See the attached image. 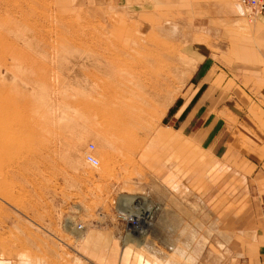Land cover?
Returning <instances> with one entry per match:
<instances>
[{
    "label": "rangeland",
    "instance_id": "374dc122",
    "mask_svg": "<svg viewBox=\"0 0 264 264\" xmlns=\"http://www.w3.org/2000/svg\"><path fill=\"white\" fill-rule=\"evenodd\" d=\"M191 6L203 17H184L164 7L132 16L61 0H0V37L5 39L0 89L14 110H29L41 123L52 110L56 122L53 132L43 123L32 149H20L7 160L9 172H0V264H116L111 258L121 248L136 252L140 264L235 263L231 243L236 232L229 222L235 213L239 218L249 214L242 161L255 152L247 148L253 137L264 135L259 130L264 99L252 97L255 84L237 82L221 58L237 37L252 38L255 18L242 8L241 15L230 0H191ZM152 16L159 18L151 21ZM204 30L210 33H197ZM198 44L210 52L200 68L186 50ZM115 64L124 67L121 76L101 73ZM204 73L211 97L218 95L217 110H246L254 118L239 121L248 120L250 131L238 123L214 141L215 133L202 132L198 121L188 124V118L181 122L169 114L188 100ZM147 74L161 84L167 81L172 93L151 128L143 129L145 120L144 127L118 134L115 119L91 112L127 110L123 104L136 102L142 90L121 92L118 83L148 86ZM40 76L47 80L41 83ZM106 90L111 95L101 97ZM156 98V109L143 107L142 99L135 107L159 110ZM252 119L260 126L252 127ZM110 128L109 134L101 131ZM25 132L18 138L25 140ZM125 142L127 149L120 147ZM89 145L96 168L84 161ZM138 201L144 202L146 232L141 235L120 218L129 219L125 210L131 208L137 214ZM149 231L143 244H134ZM111 236L120 239V247L110 245Z\"/></svg>",
    "mask_w": 264,
    "mask_h": 264
},
{
    "label": "crops",
    "instance_id": "0c3cea01",
    "mask_svg": "<svg viewBox=\"0 0 264 264\" xmlns=\"http://www.w3.org/2000/svg\"><path fill=\"white\" fill-rule=\"evenodd\" d=\"M61 1L66 3L69 2L77 6H86L95 10L101 7L102 11L112 7L123 10L132 16L156 12L164 7L166 10H170L174 14L180 13L184 17H203L197 14L199 9L195 10L192 8L191 0ZM158 18V16L150 17L151 21ZM254 18L255 22L251 30L252 38L237 37V39L230 44L228 51L229 57H226L224 53L221 61L223 66L230 68L229 72L232 77L236 78L237 82L255 84V91L253 90L252 97L264 99V12ZM197 28L201 30L202 28L205 29V26L199 25ZM197 33L209 34L210 31L204 30ZM186 50L197 59V68L203 66L207 59L210 58L209 48L202 46V44L189 46ZM208 81V73H204L200 76L188 100L183 103V105L177 106L176 110H170L169 114H172L173 117H176L177 120H181V122L185 120V118H188V124L195 120L198 121L202 132L205 134L215 133L216 136L214 141L218 139V134L224 132L226 129L230 132L235 131L239 126L238 123H240V127L243 125V127L249 130L251 128L249 121L244 120V122H240L242 120L239 121V118L249 117L251 119L254 117L250 116L246 110H217L218 103L216 100L218 99V95L211 97L210 88L207 87ZM196 102L198 103L197 110H189ZM231 109L234 108L232 107ZM226 117L231 118V121L225 119ZM252 122H254L252 123V127L260 126L257 125L255 119H252ZM259 130L264 133V117L262 129ZM252 131L256 134L255 128H252ZM255 136H252L253 142L250 144L248 143L247 147L255 152L248 153L249 155L242 161V164L245 166V172L241 175L246 185L243 194L247 204L246 212L249 214L239 218L235 213L234 218L232 217L229 222V229L235 230L236 232L232 238L233 242L231 243L233 245V247H231V252L235 251L233 256V261H235L234 264H238L237 260H240V264H264V218L261 215L262 209L264 208V135L260 138ZM210 148H215L214 144L210 145ZM257 150L261 151L258 152ZM235 211L237 212V210ZM237 231L240 232L239 236L237 235ZM245 232H247L246 236L242 235ZM149 234L150 231L147 232L139 242H135L134 244H143ZM109 239L111 246H119L122 243L118 237L113 238L111 236ZM135 253L136 252L132 250L127 251L121 248L117 251V255L115 254V257L111 259L115 260L116 264H140L138 263V256H136Z\"/></svg>",
    "mask_w": 264,
    "mask_h": 264
},
{
    "label": "bare ground",
    "instance_id": "6f19581e",
    "mask_svg": "<svg viewBox=\"0 0 264 264\" xmlns=\"http://www.w3.org/2000/svg\"><path fill=\"white\" fill-rule=\"evenodd\" d=\"M231 1V0H230ZM232 3V2H231ZM236 9L237 11L243 15V12H242V9L240 6H236ZM32 11V10H31ZM245 11V10H244ZM12 24V23H11ZM14 24V23H13ZM6 25V24H5ZM11 26V25H10ZM15 26V25H14ZM20 26V24H19ZM18 26V27H19ZM8 27V26H7ZM27 27V26H26ZM14 28V27H13ZM24 28V27H23ZM16 29V28H15ZM22 29V28H20ZM12 30V29H11ZM24 31V30H23ZM27 31V29H26ZM25 32V31H24ZM20 33V32H19ZM26 33V32H25ZM16 34V33H15ZM2 35V34H1ZM17 36V35H16ZM23 36V34H22ZM15 38V37H14ZM21 39V38H20ZM23 39V38H22ZM26 39V37L24 38ZM29 40V39H28ZM5 42V39L4 38H1L0 37V46H2ZM16 42V41H15ZM29 42V41H28ZM27 42V43H28ZM7 43V42H6ZM30 44V43H28ZM16 45V44H15ZM138 45V44H136ZM5 46V45H4ZM28 46V45H27ZM31 46V45H30ZM137 49V48H135ZM142 50V49H141ZM17 51V50H16ZM15 51V52H16ZM16 54V53H15ZM21 54V53H20ZM19 54V55H20ZM17 55V56H13V54L11 56L16 57L15 59H19L20 56ZM26 57V56H25ZM30 57V56H29ZM136 57V56H135ZM103 58V56H102ZM134 59V58H133ZM143 59V58H142ZM1 60V59H0ZM135 60V59H134ZM23 61V60H22ZM137 62V61H136ZM135 62V63H136ZM146 62V61H145ZM3 63V62H2ZM128 63V62H127ZM133 63V62H132ZM131 63V64H132ZM138 63V62H137ZM112 64V63H111ZM120 64V63H119ZM125 64V63H124ZM109 65V64H107ZM126 67V66H125ZM133 67V66H132ZM131 67V68H132ZM134 68V67H133ZM107 69V70H106ZM195 69V68H194ZM6 70V69H5ZM123 70H124V67H123ZM122 70V67L117 64L115 65H110L109 67L107 66V68H102L101 70V73L105 76V74L107 75H111V76H121L124 72ZM130 70V68H129ZM155 70V69H154ZM170 70V69H169ZM100 71V70H99ZM122 71V72H121ZM128 71V70H127ZM131 71V70H130ZM188 71V70H187ZM186 72V71H185ZM144 73V72H143ZM157 73V72H156ZM192 73V72H191ZM135 74V73H134ZM125 75V74H124ZM131 75V74H130ZM148 75V74H147ZM150 75V74H149ZM148 75V77H149ZM110 76V77H111ZM157 76V75H156ZM129 77H132V76H129ZM136 77V76H135ZM139 77V76H138ZM141 77V76H140ZM147 77V78H148ZM155 77V76H154ZM152 78L150 79L149 77V85L148 86H138V87H130L129 85H132V84H125V83H118V89L119 91L121 92H126V93H130V92H133L134 91H131L132 88H139V90H144L143 92L141 91L140 95L141 97H139V99H142V103L144 102L146 105H144V103L142 104L143 107L145 106H149L148 109H150V107L152 109H154L155 107L153 106L154 105V101H155V98L158 97L160 98L159 100L161 101V104L159 102V104L157 106V109L159 110H137V109H140L138 107V105H136L135 107V104H137L138 100H136V102H131L129 103L128 102H125L124 99H118V101H124L125 103H129L131 105H127V104H123V107L127 108V110H118V112H112L110 110H99V109H93L91 112L98 118H106V117H109V118H113L115 119L114 121H116L117 123V127H118V134H128L130 133L131 131H135L136 129H139V127H142L143 124V121L147 120V125L143 128V129H146V127H152L153 124L156 122L157 123V119H159L163 114H164V109L166 108V106L169 104V100H171V97L169 96V94H171L172 96V93H169V83L166 81V82H163L161 84V82L158 80V77L156 78ZM165 77V76H164ZM168 78V76L166 77ZM41 83H43L45 80H47L46 76L43 77V76H40L38 78ZM104 79V78H103ZM123 79V78H122ZM140 79V78H138ZM28 80V79H27ZM121 80V79H120ZM135 80V79H134ZM144 80H145V77H144ZM147 80V79H146ZM163 80V79H162ZM161 80V81H162ZM168 80V79H167ZM182 80V79H181ZM36 81H37V78H36ZM116 81V80H115ZM133 81V80H132ZM140 81V80H138ZM142 81V80H141ZM165 81V79L163 80ZM169 81V80H168ZM126 82V81H125ZM143 82H146V81H143ZM146 82V83H147ZM137 83V82H136ZM140 83V82H138ZM168 83V84H167ZM115 84V83H114ZM44 84H42L43 86ZM138 84H136L137 86ZM142 85V84H141ZM147 85V84H146ZM116 86V85H115ZM50 86H45L44 89H48L49 90ZM95 88V87H94ZM91 90L90 91H93L94 93H98L97 90L95 91L94 89L92 90V88H90ZM99 89V88H98ZM41 90V89H40ZM148 90V91H146ZM6 92V90H5ZM92 92V93H93ZM101 93V97H105L107 95H111L110 92H108V90L106 91H100ZM120 92V93H121ZM146 92V93H145ZM7 93V92H6ZM93 93V94H94ZM139 93V92H138ZM117 94V93H116ZM132 94V93H131ZM137 95V93H135ZM99 95V94H98ZM122 95V94H121ZM118 96V97H121ZM124 96V95H122ZM110 97V96H108ZM113 97V95H112ZM135 97V96H134ZM135 99H137L136 97L134 98V100L132 101H135ZM157 99V98H156ZM119 101V102H120ZM139 102H141V100H139ZM119 104V103H118ZM117 104V105H118ZM134 104V105H133ZM141 104V103H140ZM80 105V104H79ZM120 105V104H119ZM118 105V106H119ZM87 107V106H86ZM154 107V108H153ZM88 108V107H87ZM137 108V109H136ZM17 109V108H16ZM14 110L13 107H12V102L10 101V99L8 98V96H5L4 95V92L0 89V172L3 171V172H9V166L10 165H7L8 161L10 160L9 158H11V156L15 155V154H18L19 150L20 149H23V148H28L29 150L32 149V143H34L33 141L36 140L37 137H39L38 135H40L41 131H43V123L45 124V126L47 127V129L51 132L54 131V127H55V120H54V116H53V111L50 113H48L46 116H43L45 115L44 112L41 113H38L40 114V116L43 118V121L42 123L33 119L35 117V115H33V113L29 112V110L25 111V110ZM124 109V108H123ZM135 109V110H134ZM156 109V108H155ZM88 111V110H87ZM91 114V113H90ZM38 119V117H37ZM24 120L26 122H24ZM113 121V122H114ZM143 123V124H142ZM149 123V124H148ZM112 125V124H111ZM45 127V129H46ZM110 127V126H109ZM149 128V129H150ZM22 131H26L27 132V137L25 138V140L22 138V140L20 139V136L18 138V133L20 134ZM45 131V130H44ZM103 133H110L111 131V128L110 130L109 129H102L101 130ZM25 132V133H26ZM108 133V134H109ZM112 136L115 135L113 133H111ZM117 134V133H116ZM41 135H44V134H41ZM108 136V135H107ZM110 136V135H109ZM114 137V136H113ZM126 143V142H125ZM123 144V146H120V147H125L127 149V143L126 144ZM121 144V143H120ZM23 152V151H22ZM8 160V161H7ZM7 163V164H6ZM12 163V162H11ZM21 167V166H20ZM11 168V167H10ZM12 170V169H11ZM127 202V201H126ZM137 206L139 209L138 213H134V208H131L130 210H125L128 215H130V218H131V223H136L134 225L132 229V231H135L136 235H141L142 233L146 232V230H144L145 228V217L143 218V215H142V212L141 210L144 209V202H141V201H138L137 202ZM136 209V210H137ZM129 218V219H130ZM129 222V221H128ZM138 233V234H137ZM130 239V238H129ZM1 263V262H0ZM6 264V263H5Z\"/></svg>",
    "mask_w": 264,
    "mask_h": 264
},
{
    "label": "built area",
    "instance_id": "2783aa9c",
    "mask_svg": "<svg viewBox=\"0 0 264 264\" xmlns=\"http://www.w3.org/2000/svg\"><path fill=\"white\" fill-rule=\"evenodd\" d=\"M231 2L234 5H238L240 6L243 11H248L250 16L255 17L257 15H260L264 12V1L263 0H231ZM92 150H93V146L89 145L88 147V151L85 153L84 155V161L87 165H89L92 168H96L99 165V162L97 161V159L92 155ZM262 217L264 218V208L262 209L261 212ZM123 221V223L128 226L127 220L129 222H131V218L127 219L125 214L122 215L120 217ZM147 219L150 221V217L148 216ZM136 223H133L132 225L134 226ZM131 225V226H132ZM150 226V224H149ZM76 228L78 230H82V226L81 225H77ZM131 228H129L130 230Z\"/></svg>",
    "mask_w": 264,
    "mask_h": 264
}]
</instances>
